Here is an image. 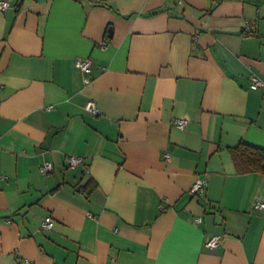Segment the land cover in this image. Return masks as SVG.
Returning a JSON list of instances; mask_svg holds the SVG:
<instances>
[{
  "label": "crops",
  "instance_id": "obj_1",
  "mask_svg": "<svg viewBox=\"0 0 264 264\" xmlns=\"http://www.w3.org/2000/svg\"><path fill=\"white\" fill-rule=\"evenodd\" d=\"M10 1L0 264H264V175L231 151L264 147V0Z\"/></svg>",
  "mask_w": 264,
  "mask_h": 264
},
{
  "label": "built area",
  "instance_id": "obj_2",
  "mask_svg": "<svg viewBox=\"0 0 264 264\" xmlns=\"http://www.w3.org/2000/svg\"><path fill=\"white\" fill-rule=\"evenodd\" d=\"M176 2L180 5L184 3V0H176ZM11 6V1L10 0H0V9L1 10H6ZM247 31L250 30V27L247 26L246 28ZM76 65L78 68H80L85 74L90 75L93 70V61L91 59H77L76 60ZM86 83L91 82V78L87 77L85 79ZM251 89L253 90H259V89H264V80L260 78L259 76H252L251 77ZM86 110L90 113L97 114L98 113V108L96 106V103L92 100H90L87 105H86ZM176 125L180 129H186L188 125V121L186 119H180L176 122ZM166 159L170 158L169 154H165ZM84 158L81 157H70L68 159V164L69 167L71 168H76L81 164H84ZM56 166L53 162L51 161H46L41 165L40 171L43 175H49L54 172ZM208 187V181L203 178H198L196 182L193 184L191 188V194L193 196H202L205 194L206 190ZM255 208L259 209H264V202L262 201H257L255 203ZM202 218H197V223H201ZM54 223V220L51 216L47 217L45 221L42 224L43 229H50ZM223 242V237L222 236H211L207 238L205 242V247L207 250L211 252H215Z\"/></svg>",
  "mask_w": 264,
  "mask_h": 264
},
{
  "label": "trees",
  "instance_id": "obj_3",
  "mask_svg": "<svg viewBox=\"0 0 264 264\" xmlns=\"http://www.w3.org/2000/svg\"><path fill=\"white\" fill-rule=\"evenodd\" d=\"M231 151L240 174L258 173L264 175V147L240 142Z\"/></svg>",
  "mask_w": 264,
  "mask_h": 264
}]
</instances>
